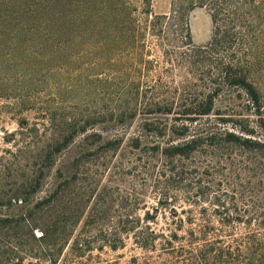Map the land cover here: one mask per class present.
I'll use <instances>...</instances> for the list:
<instances>
[{
	"label": "trees",
	"instance_id": "1",
	"mask_svg": "<svg viewBox=\"0 0 264 264\" xmlns=\"http://www.w3.org/2000/svg\"><path fill=\"white\" fill-rule=\"evenodd\" d=\"M137 1L0 0V75L18 54L20 61L45 53L76 61L86 52L94 68L117 76L107 110L48 116L49 136L27 189L0 192V264H53L71 243L78 253L91 249L97 238L74 234L84 216V224L93 216L86 211L93 190H84L85 203L80 194L82 158L95 141L115 150L124 137H103L89 125L136 117L139 131L127 145L153 202L144 200L141 215L129 204L111 230L100 227L101 246L117 249L128 239L139 250L106 264H264V0H170L160 13L152 0ZM197 7L212 22L204 43L192 40L188 22ZM225 109L242 115L223 118ZM213 113L215 121H205ZM79 135L70 175L58 168L61 179L33 200L44 169ZM213 161L230 168L232 180L209 193Z\"/></svg>",
	"mask_w": 264,
	"mask_h": 264
},
{
	"label": "rangeland",
	"instance_id": "2",
	"mask_svg": "<svg viewBox=\"0 0 264 264\" xmlns=\"http://www.w3.org/2000/svg\"><path fill=\"white\" fill-rule=\"evenodd\" d=\"M169 7L170 0H152L154 12H168ZM194 12L196 14L193 16ZM188 22L195 43H204L210 38L212 22L205 8L197 7L192 10L188 15ZM19 57L15 56L13 62L4 63L7 67L4 74L7 75H0V192L3 194L27 189L26 182L37 166L39 146L49 136L48 116L55 115L57 118L70 111L88 114L99 108L107 110L113 104L116 89L113 83L117 81L116 73L106 66L94 68L95 57L86 52L79 55L76 61L59 55L50 58L46 53L27 57L25 61H20ZM95 74L99 76V81L95 80ZM123 75L121 72L119 77ZM260 85L262 86L261 83ZM262 87L264 93V85ZM223 105L224 99H217L216 108L222 111ZM234 110H240L242 114H249L252 118L256 116L251 112L246 113L240 107L235 106ZM225 111L227 113H222V116L226 119L242 115L232 113L233 110ZM215 116V113L210 114L205 121H215ZM106 121L92 123L88 131L100 132L103 137L119 134L124 137V141L113 150L103 147L104 143H98L97 140L82 158V163L85 164L83 169L86 166L87 172L79 178L82 185L80 194L85 203L87 195L84 190H93L89 201L91 207L86 209L93 211V216L89 218V224H84V216L74 231V234L83 233L88 239L98 240L92 241L91 249L83 253L76 252L71 243L53 264H106L114 259L123 262L131 254L139 252L137 248H131L128 239L124 247L117 249L101 246L99 241L103 236L100 233L107 230L105 228L110 227L111 230L114 224L125 218L124 213L129 204L135 206V214L141 215L144 200H147V204L153 202L152 192L143 189L144 175L132 157L133 150L127 145V138L139 131L140 118L116 124ZM222 124L227 128H236L231 120L225 122L224 119ZM81 136L69 148L57 153L53 165L44 169L41 187L31 195L33 200L45 195L61 179L58 168L70 175V162L79 150ZM230 172L231 169L220 162L210 163L205 177L211 182L209 193L229 188L231 181L228 180H232ZM100 227H103L101 232Z\"/></svg>",
	"mask_w": 264,
	"mask_h": 264
},
{
	"label": "water",
	"instance_id": "3",
	"mask_svg": "<svg viewBox=\"0 0 264 264\" xmlns=\"http://www.w3.org/2000/svg\"><path fill=\"white\" fill-rule=\"evenodd\" d=\"M195 14H196V13L194 12V13H193V16H194Z\"/></svg>",
	"mask_w": 264,
	"mask_h": 264
}]
</instances>
